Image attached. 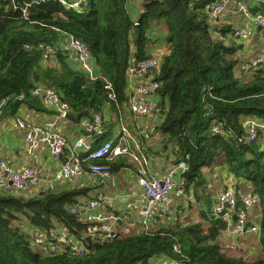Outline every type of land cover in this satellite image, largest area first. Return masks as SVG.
Here are the masks:
<instances>
[{
  "label": "trees",
  "instance_id": "obj_1",
  "mask_svg": "<svg viewBox=\"0 0 264 264\" xmlns=\"http://www.w3.org/2000/svg\"><path fill=\"white\" fill-rule=\"evenodd\" d=\"M215 1L142 0L132 18L127 0H89L79 12L58 0H0V115L15 116L21 104L47 110L30 93L42 85L58 92L76 120L103 115L104 108L117 122L124 120L128 64L145 58L163 37L170 50L153 71L161 115L155 130L163 144H172L173 163H186L180 174L186 190L201 185L202 169L216 163L250 182L260 201L261 254L254 259L227 254L218 243L225 223L203 213L205 224L173 223L100 241L69 212L87 189L55 186L49 191L0 192V264H147L158 255L181 264H264V151L257 141L245 139L244 126L248 118L264 121V70L236 74L239 46L228 25L211 23L208 8ZM157 28L165 30L164 36H151ZM67 37L88 47L94 78L60 49ZM48 46L55 55L44 63L42 52ZM105 140L116 142L109 123L94 145ZM140 142L144 146L146 138ZM108 164L113 175L131 167L125 154ZM55 223L80 240L86 252L36 253L23 225L49 230Z\"/></svg>",
  "mask_w": 264,
  "mask_h": 264
},
{
  "label": "built area",
  "instance_id": "obj_2",
  "mask_svg": "<svg viewBox=\"0 0 264 264\" xmlns=\"http://www.w3.org/2000/svg\"><path fill=\"white\" fill-rule=\"evenodd\" d=\"M62 7L80 11L87 6L89 0H58ZM135 0H127L134 3ZM256 11L252 12L250 7L242 0H232L233 9L237 14L244 17L248 26L230 27L231 37L242 51L249 50L248 42L251 30L264 29V0H254ZM226 0H216L208 8V15L211 23H218L223 15L228 12ZM264 44V43H263ZM60 49L70 53L74 58V65L82 70L90 78H94V59L88 47L81 41L67 37L60 42ZM55 55V49L48 46L42 52V60L48 63ZM160 59L156 55H147L145 58L131 60L127 69L128 81V109L131 119L135 123L136 134L130 136L128 129L120 125L116 135V142L113 140L101 141L94 145L97 139H101L107 130L106 120L100 113H94L83 127V135L69 141L60 131L52 127H44L20 119H16L17 126L23 130L24 141L28 147H35L39 143H46L51 157L60 161V166L53 172L43 171L34 165H23L13 169L8 161L0 158V192L22 193L24 190L39 189L43 183L69 182L79 183L87 175L95 177L100 181H107L112 178L110 162L115 156L125 154L138 165L137 182L145 195V201L136 210L141 230L151 227L155 216V209L158 207L163 217H169L175 213L173 207V193L177 188L183 187V183L177 182L175 177L186 169L184 161L173 163L163 177H159L146 170L147 156L144 152L140 138H148L149 130L142 126V120L147 117H161L158 104L153 97L158 89V83L151 80L134 85L137 77L158 68ZM237 68L239 72H252L264 70V46L255 54L241 56L238 58ZM33 96L41 99L42 103L54 109L59 116H65L69 110L68 106L60 100L57 91L50 87L38 85L31 92ZM119 121L120 118H119ZM247 141H257L259 131L264 130V121L249 119L244 123ZM127 142H131L136 153L129 150ZM261 150L264 151V135L261 138ZM103 160L104 162H95ZM50 187V186H49ZM115 197L108 196L104 192H97L92 197L69 207V212L76 215L79 221L88 224L87 231L93 238L104 241L113 237L117 232L111 227L112 222L118 220V216L107 211L113 207ZM257 194H250L237 197L234 192L227 188L216 198L212 214L214 218L225 223V234L229 238L259 235V226L249 223L247 212L251 207L259 206ZM127 208L131 203L126 204ZM26 227V228H25ZM33 250L39 254L59 253L70 249L76 255H82L86 248L80 240L73 237L68 231L54 224L49 230L38 227L25 226ZM156 264H181L165 256V259Z\"/></svg>",
  "mask_w": 264,
  "mask_h": 264
},
{
  "label": "crops",
  "instance_id": "obj_3",
  "mask_svg": "<svg viewBox=\"0 0 264 264\" xmlns=\"http://www.w3.org/2000/svg\"><path fill=\"white\" fill-rule=\"evenodd\" d=\"M142 0H135L126 3V8L132 18H135L139 12L140 4ZM251 9L252 12L256 11V4L254 0H242ZM228 3V12L222 16L219 23L228 24L229 27H241L248 26V23L244 17L237 14L232 8V0H226ZM151 36L159 35L164 36V29H153ZM231 35V33H230ZM231 40L235 42L234 38L230 36ZM236 43V42H235ZM264 29H252L250 33V39L248 42L249 50L244 53L241 47L237 52L238 56H248L260 52L264 46ZM170 50V45L165 40L160 38L158 42L153 43L149 50L148 55H156L158 59H161ZM68 54V59L74 64L73 55ZM154 72H146L142 77H137L133 84H139L153 79ZM154 101L158 103L159 98L153 97ZM167 104V102L165 103ZM126 115L124 120L116 121V117L104 108V116L106 123H109V129L116 137L120 130V125L127 127L130 136L136 134L135 123L131 119V113L126 109ZM69 114V112H68ZM68 114L61 117L58 113L52 109L37 111L32 108H28L25 104H21L16 112L15 116L0 115V158H4L8 161L9 165L13 169H18L23 165H34L43 171L53 172L60 166V161L50 156L48 146L46 143H39L35 147H28L24 141L23 130L16 124V119L23 120L32 124L52 127L60 131L69 141L76 139L83 135V127L88 121V117L76 120L74 116L68 117ZM254 119V118H253ZM258 120V119H257ZM260 121V120H258ZM161 122V117H147L142 120V126L149 130V137L146 138L144 144L145 153L147 156L146 170L149 173L163 177L167 169L173 164V146L171 143L163 144L162 136L156 132L155 127ZM264 135V130L259 131L257 143L261 146V138ZM129 150L136 153L135 147L130 142H127ZM127 158L130 161V168L122 169L120 173L112 175V178L107 181H100L95 177L87 175L83 180L77 184L69 182H57L54 187H76L86 188L87 195L80 196L78 201H85L92 197L97 192H104L108 196L116 198L113 207H108L107 211L113 215L118 216L116 222L111 223V227L119 234L127 235L132 233H138L141 231V225L139 219L136 216V210L141 207L145 201V195L142 188L137 182L138 177V165L132 161L129 156ZM203 182L201 185L194 187L177 188L173 193V207L175 213L168 217H163L159 208L155 209V216L151 222V227H164L168 224L180 223L185 224L188 222L201 221L203 224L207 223V220L201 216L203 213L205 216H213L212 208L217 196L225 189L230 188L237 197L250 195L253 192V188L249 181L239 176H234L229 173L224 166L220 163H216L210 168H203ZM118 176V180L115 181L114 177ZM176 181L182 182L180 173L175 177ZM49 183H43L39 189L46 190ZM53 187V188H54ZM52 189V188H51ZM27 191H35L27 190ZM26 191V192H27ZM131 203V207L127 208L126 204ZM247 217L251 225H259L261 218L260 206H254L248 209ZM210 218V217H209ZM26 228V227H25ZM24 229V226H23ZM218 243L227 254L244 255L246 258L254 259L261 254V250L258 243V236L256 234H250L248 236H238L235 238H229L225 231L220 232L218 236ZM165 259V255H158L150 258L147 264H156L157 262Z\"/></svg>",
  "mask_w": 264,
  "mask_h": 264
},
{
  "label": "rangeland",
  "instance_id": "obj_4",
  "mask_svg": "<svg viewBox=\"0 0 264 264\" xmlns=\"http://www.w3.org/2000/svg\"><path fill=\"white\" fill-rule=\"evenodd\" d=\"M219 25H223V24H219ZM226 25H228V24H226ZM236 72H237L236 74H237L239 77H242V72H239L237 67H236ZM249 119L251 120V119H253V118H248V119L245 120V122H246L247 120H249ZM245 122H244V123H245ZM143 147H144V146H143ZM144 151H145V150H144ZM24 191H27V189L24 190ZM23 226L25 227V226H27V225L24 224ZM230 254H231V253H230Z\"/></svg>",
  "mask_w": 264,
  "mask_h": 264
},
{
  "label": "water",
  "instance_id": "obj_5",
  "mask_svg": "<svg viewBox=\"0 0 264 264\" xmlns=\"http://www.w3.org/2000/svg\"><path fill=\"white\" fill-rule=\"evenodd\" d=\"M225 45H228V42H225ZM68 114V113H67ZM73 115L71 113L68 114V117H72ZM115 181L118 180V176L114 177ZM54 187V184L51 185V187H48L46 191H49L51 188Z\"/></svg>",
  "mask_w": 264,
  "mask_h": 264
}]
</instances>
